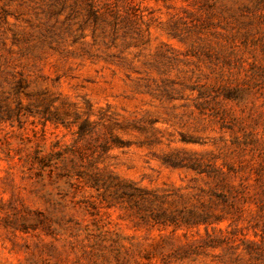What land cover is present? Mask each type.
Here are the masks:
<instances>
[{"label": "rangeland", "instance_id": "1", "mask_svg": "<svg viewBox=\"0 0 264 264\" xmlns=\"http://www.w3.org/2000/svg\"><path fill=\"white\" fill-rule=\"evenodd\" d=\"M0 264H264V0H0Z\"/></svg>", "mask_w": 264, "mask_h": 264}, {"label": "trees", "instance_id": "2", "mask_svg": "<svg viewBox=\"0 0 264 264\" xmlns=\"http://www.w3.org/2000/svg\"><path fill=\"white\" fill-rule=\"evenodd\" d=\"M206 240H208V241H212V238L210 237V236H208L207 238H206Z\"/></svg>", "mask_w": 264, "mask_h": 264}]
</instances>
